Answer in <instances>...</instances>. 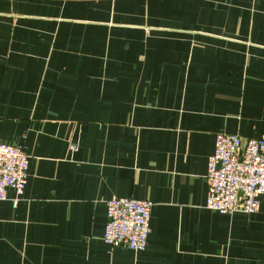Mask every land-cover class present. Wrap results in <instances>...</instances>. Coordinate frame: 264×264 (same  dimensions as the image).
Segmentation results:
<instances>
[{"label": "crops", "instance_id": "obj_1", "mask_svg": "<svg viewBox=\"0 0 264 264\" xmlns=\"http://www.w3.org/2000/svg\"><path fill=\"white\" fill-rule=\"evenodd\" d=\"M217 134L264 140V0H0V264H264V198L205 208ZM118 198L152 204L141 253L102 241Z\"/></svg>", "mask_w": 264, "mask_h": 264}, {"label": "built area", "instance_id": "obj_2", "mask_svg": "<svg viewBox=\"0 0 264 264\" xmlns=\"http://www.w3.org/2000/svg\"><path fill=\"white\" fill-rule=\"evenodd\" d=\"M74 151V149H72ZM28 177V158L22 145L0 143V202L12 190L16 206ZM205 208L232 215L253 214L264 198V140H241L238 136L217 134L214 149L207 158ZM152 204L129 198L106 202V223L102 241L111 249L126 248L141 253L150 233Z\"/></svg>", "mask_w": 264, "mask_h": 264}]
</instances>
